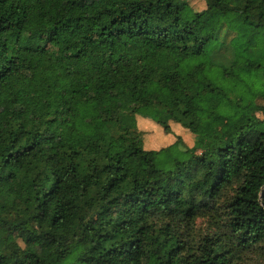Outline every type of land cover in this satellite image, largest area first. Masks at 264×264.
I'll list each match as a JSON object with an SVG mask.
<instances>
[{"label":"trees","instance_id":"1","mask_svg":"<svg viewBox=\"0 0 264 264\" xmlns=\"http://www.w3.org/2000/svg\"><path fill=\"white\" fill-rule=\"evenodd\" d=\"M205 1L0 0V264H239L264 247V0ZM139 116L195 142L147 149ZM229 189L225 233L194 244L164 222Z\"/></svg>","mask_w":264,"mask_h":264},{"label":"rangeland","instance_id":"2","mask_svg":"<svg viewBox=\"0 0 264 264\" xmlns=\"http://www.w3.org/2000/svg\"><path fill=\"white\" fill-rule=\"evenodd\" d=\"M190 4L195 10H203L207 7L205 0H190ZM236 17V13L229 15L227 21L233 22V18ZM233 34V33H232ZM231 34V35H232ZM259 103H264L263 100H258ZM220 111L227 115H235L238 108L229 102L223 101L220 107ZM261 118H264L262 112L257 113ZM141 120V117L139 116ZM173 125L172 133H165L162 126L150 118L142 119L138 123L139 128L143 131V143L145 148H157L160 149L167 144H172V139L177 135H183L185 142L188 145H193L196 136L191 133L187 128L183 127L177 122H171ZM161 127V129L159 128ZM159 129V131H158ZM231 189L224 192L220 201L216 205V208H212L206 212L199 214L195 219H172L167 218L164 222H173L179 225L184 231L188 240L194 244H197L201 239L208 234L217 233L223 234L227 231V220L229 215L221 208L231 195ZM5 242L11 249L14 248L13 238L9 234L7 235ZM239 264H264V247L262 245L254 246L249 250L241 252V258Z\"/></svg>","mask_w":264,"mask_h":264},{"label":"crops","instance_id":"3","mask_svg":"<svg viewBox=\"0 0 264 264\" xmlns=\"http://www.w3.org/2000/svg\"><path fill=\"white\" fill-rule=\"evenodd\" d=\"M158 131H159V129H158ZM159 132H160V131H159ZM172 141L174 142V138L172 139ZM173 142H172V143H173Z\"/></svg>","mask_w":264,"mask_h":264}]
</instances>
